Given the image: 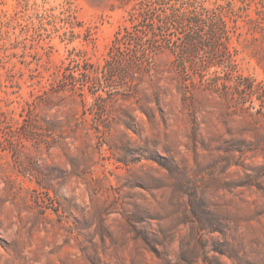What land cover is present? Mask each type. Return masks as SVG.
<instances>
[{
  "label": "rangeland",
  "instance_id": "obj_1",
  "mask_svg": "<svg viewBox=\"0 0 264 264\" xmlns=\"http://www.w3.org/2000/svg\"><path fill=\"white\" fill-rule=\"evenodd\" d=\"M0 264H264V0H0Z\"/></svg>",
  "mask_w": 264,
  "mask_h": 264
}]
</instances>
